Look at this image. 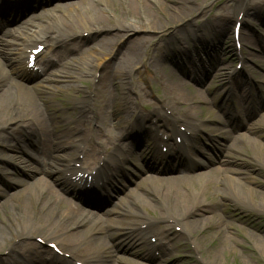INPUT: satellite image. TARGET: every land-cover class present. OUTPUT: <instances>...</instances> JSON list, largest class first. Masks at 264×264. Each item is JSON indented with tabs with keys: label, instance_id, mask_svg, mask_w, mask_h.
I'll use <instances>...</instances> for the list:
<instances>
[{
	"label": "bare ground",
	"instance_id": "obj_1",
	"mask_svg": "<svg viewBox=\"0 0 264 264\" xmlns=\"http://www.w3.org/2000/svg\"><path fill=\"white\" fill-rule=\"evenodd\" d=\"M6 1L0 0V9H5ZM41 1H56L46 10L57 9L59 12L54 14L45 10V17L41 13L31 14L22 20L23 32L12 33L10 39H1L3 44L0 46V57L7 61L0 63V153L11 159L2 162L12 164L22 154L33 150L36 154L33 158L39 167L26 166L25 176L13 171L10 179L16 184V189L13 192L0 189V211L5 208V214H0V264L6 262L1 255L3 252L8 257L20 258H13V264H51L55 261L68 262V259L83 261L84 264H170L165 260H170L169 257L177 255L180 248L187 245L189 250L196 251H202L203 246L205 258L198 254L201 261L205 264H218L220 256L233 253L236 244L241 243L238 235L249 239V244L258 245L253 251L262 261L264 230H257L253 235L243 233L239 226L224 219L219 213L221 206L218 201V198L233 200L243 210L248 208L264 216V207L260 208L256 203L257 200L264 201V183L259 184L261 189L250 187L253 181L247 176H241L243 170L236 169L239 165L234 158H230L226 148H235L241 156L253 155L254 152L246 143L237 145L245 134H234L237 123L232 120L224 103H221L219 108L224 119L221 120V127L211 128V131L224 136L226 141L215 158L199 145L208 117L199 120L198 115L202 113L199 106L204 102L213 103L215 98H219L217 91L222 88L230 97L242 102L245 131L256 132V125L259 124L257 118L262 114L264 76L260 81L254 78L263 94L254 100L251 99L250 90L256 85L251 86L247 78L248 73H251L234 69L230 75L228 71L231 67L226 69L218 64L231 51L244 61L252 54L250 47L260 41V37L256 38L254 33L244 34L243 27L249 23L247 18L252 10V14L264 26V9L250 1L244 3V0H231L237 5L236 8L243 9L237 12V15L242 14L240 20L238 17L235 20L242 25L237 40L240 48L237 50L232 31L235 22L226 11L234 6L232 3L217 16L206 17L207 11L199 4L200 0ZM66 8L73 12L68 14L64 10ZM195 11L199 12V17L204 18L202 22L190 20V15ZM41 15V21L30 20L31 17L39 18ZM171 23H174L173 30L166 33ZM147 31L163 33L164 38L161 42L147 36L145 38L143 34ZM229 37H232L231 45L224 48ZM198 39L211 42L210 47L213 49L210 50L212 55L207 64L201 62L200 66L193 67L192 72L195 74L192 78L196 84H202L206 78L211 77L218 84L210 100L196 87L189 89L185 85L188 83L186 80L174 79L176 63L171 65L164 62L173 58L174 54L168 55L170 51L178 50L185 58L193 54L203 43L192 46L188 42H197ZM87 40L92 41L91 45H86ZM37 42L43 44L44 48L36 57L34 66L37 69L33 70L27 66L29 53L25 50L29 43ZM84 52H89V56L84 57ZM53 65L59 68L48 70ZM260 67L264 69V65ZM142 68L161 74L159 82L163 83L164 88L163 93L157 97L161 101L159 104L144 99L146 93L138 85L139 95L134 99L130 95L131 87L124 83L126 79L133 82L134 75L140 74ZM180 70L185 73L184 68L180 67ZM100 71L102 75L96 76ZM42 74L43 80L66 83L47 88L50 93L40 89L39 83L30 86L24 84L25 80ZM77 79L91 80L93 86L105 80L119 79L121 90L124 91L116 96L114 106L106 96L94 94L95 87L90 91H82L77 85L71 84ZM65 87L84 92L85 101L76 99L74 102L72 109H75V117L71 118L69 114L67 119L60 117L57 121V117L52 114V98L56 96L59 107L65 108L69 100L59 94L54 95ZM178 124L184 126V130H178ZM112 128L118 132L111 131ZM127 136L135 137V143L143 139L150 141V151L156 150L159 144L161 148L170 144L165 153L159 151L158 154L162 158L178 161L176 166L174 162H165L162 168H146L145 174L154 172L145 176L143 181L147 185L156 186L155 191L150 190L154 198L142 193L134 194L128 206L116 212L121 214L125 211L126 215H130L126 219H118L122 223L112 227L119 231L125 248L134 244L145 248L140 256L143 263L115 256L111 245L100 236L102 229L96 228L100 217L76 206L65 196L82 197L81 191L86 186V179L80 183L59 176L53 181L45 177L46 174L61 172L77 175L79 171L89 174V169H77L75 162L80 160L91 162L90 169L96 168V173L101 172L115 158L118 146L126 145L121 140ZM173 137H181L180 144L170 143ZM249 140L263 148L257 140ZM185 142L192 145L198 163L188 162L185 157L182 159L180 149ZM139 152L131 147L123 155L126 159L136 157ZM206 160L210 164L215 162L216 166L195 174L189 173L196 164L207 166ZM160 163H163L162 159ZM259 164L264 169V163ZM162 171L163 174L173 173L161 176L159 173ZM0 180L4 181L2 175ZM175 182H179L178 185ZM163 183H167L164 189L161 188ZM212 183L218 185L217 195L209 190ZM93 186L96 184L89 187ZM200 195L203 197L200 198ZM147 204L157 207L158 213L144 220L140 210L147 209ZM113 212L114 209L107 211ZM208 225H214L215 231H204ZM173 226L178 231L173 230ZM150 234V237H155V241L150 240ZM51 242L56 243L62 255L46 246ZM65 253L69 254L68 259L63 256Z\"/></svg>",
	"mask_w": 264,
	"mask_h": 264
},
{
	"label": "rangeland",
	"instance_id": "obj_2",
	"mask_svg": "<svg viewBox=\"0 0 264 264\" xmlns=\"http://www.w3.org/2000/svg\"><path fill=\"white\" fill-rule=\"evenodd\" d=\"M67 1L69 0H60L59 2L64 3ZM247 1H250V3L255 4L257 7L261 6L262 9H264V0H244V3H247ZM55 2L56 1H52L47 4H42V6L40 5L31 6L29 8H25L22 11L9 15L7 18L6 26L4 28L5 30H8L9 33L4 34L3 28H0V38L3 37L6 39H9L11 38L10 35H12V33H17L18 31L23 32V26H24V23L22 22L23 19L27 18L31 14L37 15L39 13H41L42 15L44 14V17H45L46 11H49L46 9L50 8ZM231 3H232L231 0H200L199 1V4H202V6L205 7V12L207 11L206 17L217 16L220 11H225V9H227V6H230ZM232 5L234 6H232L231 9L226 10V11H228V13L233 17V20H234L237 14V9L242 8V7L236 8L237 7L236 4L232 3ZM64 10L68 14L73 12L69 8H66ZM49 12L56 14L59 12V10L56 9V10L49 11ZM252 13H253V10L251 11V14ZM251 14L247 18L249 25L247 24V26L243 27V32L246 35L254 33L256 38L260 37V41L258 42L256 41L254 45L250 47V51L252 54L249 55L246 58V60L243 62V67H244V72L251 73V74L248 73V79L250 81V84L251 86L256 85L254 86V89L250 90L251 96L254 99H257V97L260 94L263 95L261 91L259 90V87L261 88V86L257 85L258 83L255 82L254 78L260 81V79H262V77L264 76V69L260 67L264 65V52L262 51V47H264V26L261 24L259 20H257V18L255 17V14H252V15ZM42 15L39 18L31 17L30 20L41 21L40 19H42ZM190 20L202 22L204 18L199 17V12L195 11V13H192L190 15ZM170 25L171 26L167 28L166 33H170L173 30L172 25H174V23H171ZM143 35L145 36V38L147 37L152 38L153 40H158L159 42H161L162 39L164 38L163 33H160V32H153V31L148 32L147 31V32H144ZM230 36H231V31H230ZM231 38L232 37H229L227 42L224 43L223 45L224 48L229 47L231 45ZM199 40H202V41H199ZM91 42H92L91 40H87L86 45H89V44L91 45ZM2 43L3 42H0V46H2ZM202 43L203 45H201L195 52H193V54L189 55L186 58L182 56V54H180L178 50L170 51L168 55L172 56V54H174L173 58L171 60H167L164 62L167 64H171V65L173 63H179V64L182 63L185 65L187 64L188 60L193 61L194 64L198 62L197 60L206 61L207 56L212 55L211 53L212 51H210L213 49L211 48L212 43L207 42V41L204 42L203 39H198L197 42H188V44L192 46L200 45ZM239 45L240 43L236 45L237 50H239L238 48ZM198 54L200 55L206 54V55L200 56L202 57V59H198V58L195 59L198 56ZM82 55L84 57H87L89 56V52H84ZM230 57H231L230 59L231 61L229 60ZM224 58L225 60L219 63L218 64L219 66H225L226 69H228V67H231V70H232L237 65H239V60L236 54H233L232 51L229 54L226 53V56H224ZM4 61L5 59L3 58L0 59V63H3ZM50 68L58 69L59 67L53 65ZM141 70L142 71L140 72V74L134 75L133 82L127 79L124 82L126 86L131 87L132 93L130 92L131 93L130 95L134 99L137 98V95H139L138 88H137V85H138V86H141L143 91L146 93V95L144 96V99L150 101L152 104H159L161 101L157 97L161 95V93H163V88H164L163 83H159V80L161 77L160 72H156V71H153L152 69H144V68H142ZM99 75H102V71L96 74V76H99ZM181 77L182 78L180 79L177 77L179 81L187 80L188 76L185 75ZM177 78L174 77V79H177ZM36 82L39 83L40 89H46V90L49 87H52L55 85L63 86L66 83V82H59V81L57 82V81H49V80L44 81L41 77L32 79L28 83L31 85ZM203 83H204L203 87L200 84L195 87L198 89L197 91L203 93V95H205V98L209 100L211 99V94H213V92H215L219 86L216 82L212 81L211 77L206 78ZM71 84L77 85L80 89H82V91H90L95 87V92L93 93L100 94L101 96H106L107 99H109L111 104L114 106L116 105L114 102V99L116 100V96L118 94H121L123 90V89L121 90L122 85L119 79H112L111 81L105 80L104 82L99 83V84L95 83L94 84L95 86H93V83L91 82V80H88V79L87 80H80V79L73 80ZM185 85L189 89H191L192 85L194 84L186 83ZM49 91L50 89H48L46 92L50 93ZM56 94L57 95L59 94L60 96H63L65 99L69 100L65 108H60L58 101L55 100L56 96L52 98L53 103H54L53 109H55L54 111H52V113L54 115H57L58 120H59V117H64L67 119L69 114L71 118L75 117V114H74L75 109H72V106H74V102L76 101V99L82 100L83 97L86 95L84 92L81 93L73 87L61 88V90L55 92L54 95ZM218 94H220V97L214 99L213 105H210V103L208 104L207 102H204L201 104V106H199V109L202 110V113L198 115L199 120L205 119L208 117V120L206 121V127H205L206 129L203 130V133L200 136L202 138H200L199 140L200 141L199 145H201L202 148L207 149L208 152L211 153L214 157L215 156L217 157V155L220 154V150L222 147L221 145L225 143L226 141L224 136H218L217 134H214L213 131H211V128L215 129V128L221 127L220 123H221V120L223 119V115L221 111L219 110V105L221 104L220 102L222 101V103L227 104L228 106L227 105L226 106L228 107V110H231L232 112L235 109L237 110L239 109L236 115L237 116L240 115V116L238 117L239 121L236 122L237 130L234 131V134L244 133L245 136H243L244 137V139H242L243 141L240 140L237 143V145L240 146L246 143L248 148H250V150H252L254 153L253 155L241 156V154L235 151V148H231L230 150L226 148V150L230 158L231 159L234 158L236 160V164L239 165V166H236V169L243 170L242 175L241 174L239 175L247 176L248 178H250L253 181V182H250V187H252L253 189H261L260 187L261 185L259 184L264 183V169L260 168L262 164H259V162L264 163V99H262V103H261L262 114L259 117L257 116L258 117L257 120L259 124H257L256 126H258V128L256 132L247 133L244 129L245 126L243 124V118L245 116L240 111L241 105L238 102L239 100L237 99L238 101L234 100V102H230L229 100H227L228 97L226 96V93L222 89L218 90ZM111 109L112 108L109 109V112L111 111ZM177 128L181 130L184 127L178 124ZM207 129H209V131H207ZM111 131L118 132L116 128L114 129L112 128ZM127 139H129V137H126L123 140H127ZM245 139L247 140L245 141ZM249 139L257 140V142H259V144H261L263 148L261 147L259 148L257 145L250 142ZM142 146L144 147L143 142L139 144V147H142ZM186 150L188 152L193 151L192 149L191 150L188 149L187 146H186ZM191 157L195 163H198V159L192 156V154H191ZM2 160L11 161V159L8 157H5L4 154L0 153V166H3V168L0 167V174H2L3 178L6 180V183H7L6 185H3L2 182L0 181V189L2 188L3 191H6V192H13L16 189V184L10 179V177H12L11 173L13 172V165L14 167H16L18 171H21V172L25 171V167H26L25 164L29 165L30 163H32L33 166L36 165L33 162V159L29 158V156L27 155H24L23 157L19 158V160L14 162V164L12 165L4 163L2 162ZM143 160H144V157L143 158L136 157L135 159L128 160V162L124 164L120 162V164H122L121 165L122 170L126 176H124L123 179L119 178L118 180L119 182L115 183L114 185L115 189L113 191H109L110 195L101 198L102 200L99 201V203L96 205V208L89 207L88 209L87 206H85L84 204H81L77 199L71 198L72 201L76 205L84 207L85 209L92 211L98 217H100L98 218V223L96 224V228L102 229V233L100 234V236L107 243L112 245V250H115L118 255H121L125 258L127 257V259L137 262V263H143V260L139 258V256L143 253V248L139 245H133L125 249L121 246L119 237L116 234H113V231L115 229L112 226L117 224L118 219H126L130 215H126L125 211L117 215L112 214V213H107V211L110 209H114V211L120 212L122 208L124 209V206H128L129 201H131L132 197L135 196L134 194L142 193V194H146L147 196L151 198H154V195L153 193L150 192V190L154 189L155 191L156 186H153V184L152 186H150V184L147 185L145 182H143L144 181L143 178H145L144 177L145 175L137 174L139 171H141V169H144L145 162ZM206 162H207V166H203L202 164H196L193 170L194 171L193 173L195 174L201 171H205L209 168H213L216 166L215 162H213L212 164H210L208 160H206ZM175 183H176L175 185H178L179 182H175ZM166 186H167V183H163L161 188L164 189ZM209 190L212 191L213 194H216V195L219 193L217 184L214 185L212 183V185L209 186ZM145 192H147L148 194ZM200 196H201L200 198L203 197V195H200ZM218 201L221 206L219 213L224 217V219L232 221L236 226H239L243 233L256 234L257 230H264V216L263 215H258L257 213H255L254 211H251L248 208L243 210L241 207L237 206V204L233 200H221L220 198H218ZM256 203H257V206H259L260 208L264 207V201L257 200ZM147 205H149L148 207H146L147 209L140 210L143 215V217L141 218L144 220H147V218H150L152 215H156L158 213L157 207L152 206L150 204H147ZM0 214H5V208L4 210L2 209L0 211ZM134 219H137V218L135 217ZM173 230L178 231L177 228H175L174 226H173ZM203 230L204 231H209V230L215 231V226L208 225ZM198 232H201V231H198ZM109 234L111 235V238L106 237V235H109ZM97 235L99 236V234ZM150 236L152 235L150 234L149 237ZM150 238L151 240H155V237H150ZM32 240L34 241V239ZM238 240L241 241V243L236 244L235 251L230 254H225L222 257L220 256L218 258V264H243L244 262H246L247 264H264V259L262 261L258 259V256L253 251V248L256 249V246L258 247V245L254 246L252 244H249L248 243L249 239L241 235H238ZM95 242L99 243L100 241L95 240ZM52 244L55 245L56 243H52ZM263 245H264V239H263ZM201 249L202 251H196L195 249L189 250L188 245L182 246L180 250L177 252V255L169 257L171 259L165 260V261L170 264H172L173 262H177V264H205L204 262L201 261V258H205L203 246ZM198 254H200L201 258ZM1 255L3 256L2 257L3 259L8 260L4 264H10L11 262L13 263L14 259L12 257H8L5 252H3V254ZM17 259L20 260V258H17ZM55 264H60V263L56 262Z\"/></svg>",
	"mask_w": 264,
	"mask_h": 264
}]
</instances>
